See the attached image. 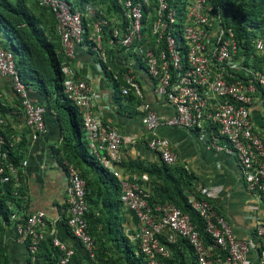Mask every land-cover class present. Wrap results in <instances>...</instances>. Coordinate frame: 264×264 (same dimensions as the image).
<instances>
[{
	"label": "built area",
	"instance_id": "2783aa9c",
	"mask_svg": "<svg viewBox=\"0 0 264 264\" xmlns=\"http://www.w3.org/2000/svg\"><path fill=\"white\" fill-rule=\"evenodd\" d=\"M38 1L56 21L64 94L79 112L82 141L88 155L117 180L120 203L139 221L137 245L144 262L164 264L171 257L168 244L182 239L191 247L196 264H245L253 243L238 240L209 201L187 200L201 220L200 229L173 202L150 205V194L118 171L123 161L122 135L94 113L98 88L81 74L77 52L93 58L100 77L112 85L113 96L126 104V98L134 99V110L148 134L146 145L162 163L172 167L177 155L169 140L155 136V131H192L205 149L235 157L247 192L264 202V140L250 120L252 95L257 89L264 91V37L253 40L248 59L239 54L235 34L212 0H115L109 8L93 0ZM16 60L11 51L0 47V78H10L25 126L31 138L38 139L47 131L45 107L30 97ZM147 92L171 107L173 115H159L146 100ZM3 99L0 92V107ZM5 126L0 117V187L11 192L8 220L14 224L16 241L26 246L34 264L41 244L50 239L55 264H68L74 250L51 235L56 220H48L41 211L20 215L14 209L22 195L27 161L12 162L10 156L22 140L8 136ZM62 165L67 187L61 222L95 258V241L86 219V182L72 164L63 161ZM254 239L257 264H264V223L258 219Z\"/></svg>",
	"mask_w": 264,
	"mask_h": 264
},
{
	"label": "crops",
	"instance_id": "0c3cea01",
	"mask_svg": "<svg viewBox=\"0 0 264 264\" xmlns=\"http://www.w3.org/2000/svg\"><path fill=\"white\" fill-rule=\"evenodd\" d=\"M77 65L81 74L98 88L93 96L94 113L122 135L123 161L118 171L130 182L145 189L154 204L165 201L167 185L161 161L158 154L146 145L148 134L139 114L132 105L126 104L117 98L118 96H113L112 85L100 77L89 54L78 50ZM142 78L143 82L148 84L147 76L142 75ZM0 92L5 96L0 107V117L6 121L5 133L21 138L16 151L23 154L21 160L27 161L22 195L15 202L14 209L20 215L41 211L48 220H56L51 225V235L74 250L68 264H102L97 256L89 257L61 222L66 206L67 177L61 163L64 158L61 149L62 138L54 114L46 113V133L38 139H32L12 91L10 78H0ZM145 97L159 115H173L172 108L157 101L150 92H147ZM252 97L250 120L254 130L264 140V91L257 89ZM39 101L37 100V103L40 104ZM155 136L169 140L177 155L176 163L170 168L175 172L183 170L191 177V190L183 191L187 200L190 197H200L209 201L217 214L229 224L238 240L253 243L246 254L245 264H257L254 230L257 219L264 223V202L247 192L235 157L205 149L195 134L186 129L160 128L155 131ZM93 163L94 165L80 164V170L87 185L88 214L90 212L94 217H101L103 222L105 220V223L102 222L98 226L97 235L93 234L96 240L95 248L99 250L100 239L105 242L104 237H108L109 242L105 246L113 249V254L111 250L107 252L109 258L106 259L109 264H116L111 260V255L119 257L118 264H128L124 250L128 246L136 251L140 223L134 213L119 202L117 180L99 164ZM138 165L155 171L153 173L140 170ZM177 175L173 173L174 177ZM1 227L0 264H32L29 262L26 246L16 241L13 222L1 221ZM116 248L118 253L114 251ZM34 264L46 262L40 259Z\"/></svg>",
	"mask_w": 264,
	"mask_h": 264
},
{
	"label": "trees",
	"instance_id": "16d2710c",
	"mask_svg": "<svg viewBox=\"0 0 264 264\" xmlns=\"http://www.w3.org/2000/svg\"><path fill=\"white\" fill-rule=\"evenodd\" d=\"M93 1H98L108 8L109 5L115 4V0ZM212 1L221 11L226 25L232 28L239 54L248 59L252 51L253 40L256 37H264V0ZM55 24L56 21L51 11L42 6L38 0H0V47L11 51L16 56V70L27 87L32 100L36 103L37 100H40V105L45 107V123L46 113L54 114L62 138L61 149L64 158L61 159V163L66 161L72 164L80 171L84 179L80 164L94 165L93 162L95 161L88 155L85 143L82 141V124L79 112L64 94V77L60 69L63 54L56 35ZM117 98L121 100L120 97ZM126 102L133 107L137 104L130 97L126 98ZM22 155L15 151L10 158L12 162L17 164L22 159ZM161 166L167 185L165 201L173 202L182 212L189 214L192 221L201 229V220L190 209L187 197L183 193L185 189L191 190V177L183 170L175 172L162 162ZM138 168L147 172L154 173L155 171L151 168H142L139 165ZM173 173L178 174L177 177H174ZM11 201L13 202L10 189L0 187V233L2 231L1 221H8L12 212L9 209ZM165 201L154 204L152 198H149V203L152 206L163 204ZM86 219L90 227L88 213ZM92 222L97 221L92 220ZM90 234L93 237L92 226L90 227ZM94 241L96 242V240ZM163 242L165 241L163 240ZM122 244L125 246L124 242ZM168 246L171 257L165 260L164 264H196L192 249L186 241L177 239L174 244H168ZM124 251L128 264H146L138 251V245L136 251L128 246ZM95 256L102 264H109L98 249H95ZM40 259H43L46 264L56 263L57 255L50 239L41 244L36 262Z\"/></svg>",
	"mask_w": 264,
	"mask_h": 264
},
{
	"label": "rangeland",
	"instance_id": "374dc122",
	"mask_svg": "<svg viewBox=\"0 0 264 264\" xmlns=\"http://www.w3.org/2000/svg\"><path fill=\"white\" fill-rule=\"evenodd\" d=\"M88 219H89V223H90L91 226H92L93 234H94V235H97L96 230H97L98 226H99L100 224H102L103 219H102L101 217H94V216L92 215V213H90V212H89V214H88ZM92 220H96L97 222L93 223ZM103 223H105V220H104ZM104 227H105V225H104ZM104 238H105V242L102 241V239H100L101 243L99 242V253L102 251V254H103L104 258H109V257H108L109 255L107 254V252H108V250H111V252H112V254H113V249H112L111 247L105 246V245H107V243L109 242V238H108V237H104ZM97 241H98V239H97ZM114 251H115V253H118V252H119V250H118L117 248H116V250H114ZM111 260H112L113 262H116V264L119 263V257H117V256H116V258H115L113 255H111Z\"/></svg>",
	"mask_w": 264,
	"mask_h": 264
}]
</instances>
